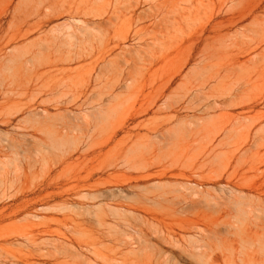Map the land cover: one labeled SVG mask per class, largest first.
I'll list each match as a JSON object with an SVG mask.
<instances>
[{
	"label": "rangeland",
	"instance_id": "374dc122",
	"mask_svg": "<svg viewBox=\"0 0 264 264\" xmlns=\"http://www.w3.org/2000/svg\"><path fill=\"white\" fill-rule=\"evenodd\" d=\"M0 264H264V0H0Z\"/></svg>",
	"mask_w": 264,
	"mask_h": 264
},
{
	"label": "bare ground",
	"instance_id": "6f19581e",
	"mask_svg": "<svg viewBox=\"0 0 264 264\" xmlns=\"http://www.w3.org/2000/svg\"><path fill=\"white\" fill-rule=\"evenodd\" d=\"M169 106V105H168ZM168 106H166V107H168ZM177 106V105H176ZM172 107H173V105H172ZM169 108L171 109V105L169 106ZM167 109V108H166ZM172 110H173V108H172ZM259 240H260V238H259ZM243 242H244V240H243ZM249 243V242H248ZM253 256V255H252ZM242 260V259H241Z\"/></svg>",
	"mask_w": 264,
	"mask_h": 264
}]
</instances>
